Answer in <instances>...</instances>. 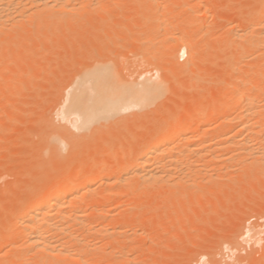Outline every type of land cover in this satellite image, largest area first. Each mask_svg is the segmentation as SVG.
I'll return each mask as SVG.
<instances>
[{
	"label": "rangeland",
	"instance_id": "374dc122",
	"mask_svg": "<svg viewBox=\"0 0 264 264\" xmlns=\"http://www.w3.org/2000/svg\"><path fill=\"white\" fill-rule=\"evenodd\" d=\"M72 1L71 6L75 7L74 9H70L71 6L68 5L63 7L67 8V10L58 8L57 12L59 13L57 14H63L58 16L61 17V19L58 18L61 20L60 24H58L57 22L59 21H57V25L55 23V25H51L52 27L45 26L46 29L44 28L43 30L46 34L45 36H47V33H50V35L48 34V37L51 39L47 40L48 37H45L47 39L44 38L42 42H38L39 46H37L35 42L34 44L28 45L25 50L24 46L19 48L20 46H15L12 41H8L4 44L1 43L0 46V57L3 60L0 59L2 62L0 63V72H7L10 74L11 72H16L15 74L13 73L14 77L16 76L13 83L3 85L4 80L0 77V93H3L2 97H0L1 233L4 229L2 226H4L6 222V213L11 211H13L11 213H16L23 206L20 198L26 196V194L34 187L36 183L35 181H37L38 178H42L41 175H44L47 171L49 175L47 173L46 175L48 176L44 175L42 179H39V182H41L40 184L52 183L59 177L60 179L61 177L63 179V177L72 176L75 168H77L82 160L83 162H88L85 160H91V163H93V161L99 159L94 163H98L101 160L103 164L109 162L111 159L120 162L123 158L122 156L134 152L136 147L145 139V137L150 134L159 133L163 130L166 131L173 124H180L179 121H181L180 125L194 122L193 125L195 128H198L199 133H202L207 129L209 126L207 124L211 123L209 121H212L213 127L221 123L223 118L218 117L215 109L217 108L219 101L220 104H224L228 100L227 97L225 98L219 93V89L222 88L223 85L225 86L224 77L222 76L225 75L224 73H228V70L235 68V66L232 65L231 68L227 64L230 58H232L233 64L237 65L235 64V59L233 57H235L234 55L242 47V43H240L236 37H238L237 34H240L239 31H242L240 25L244 15L243 13L246 12V6L254 0H211L212 5L208 6V8L206 6L205 8L200 4L198 5V2L200 3L201 0H166V2L168 1V7H164L161 3L165 0H153L154 2L151 0ZM92 1L94 3L96 2L95 5ZM78 2L79 5H76ZM82 2H84V4ZM72 3H76V6L74 4L73 6ZM156 3H159V5ZM154 5L156 9H154ZM82 6L84 7L82 8ZM85 6L86 8L88 7L87 10H89V12L87 10L85 12ZM77 8L80 12H76ZM63 16L66 17L63 18ZM86 16L90 18H87ZM67 17L69 19H67ZM74 17H76V19ZM157 18H164L168 26H166L165 23L162 24L163 21L158 20ZM62 19L65 23H63ZM151 19L157 20L152 22ZM84 20L87 24H83ZM192 20L193 23H195L188 29L187 22H191ZM168 21H171L172 24L168 23ZM197 21L199 24H197ZM148 22L149 24H147ZM156 22H161L162 26L159 27L160 32L159 29L156 32L155 29H153V24ZM121 24H138V26H136L134 37L130 40H126L127 30H122L120 28ZM139 26H142L143 28ZM150 26H152V28H150ZM50 28L53 29L49 32ZM147 28H150L151 30H146ZM143 31L147 32L144 33ZM182 31L184 34H188V36L190 35L191 40L193 37L195 38V40L193 39L192 41L194 44H197L198 49L200 47L203 49L204 44L206 45L212 38L210 36L217 34L216 36L218 37H216V40L215 38H212L213 43L210 45V53L204 58V64L202 61H197L194 66L193 62L189 60L186 63V60L188 59L179 56L177 45L180 44L181 41L180 43L179 41L176 42L175 38H180L182 36ZM142 33L145 34V37ZM179 34H181V36ZM226 36H230L228 41H226ZM235 40L239 42L237 43ZM224 44L225 47L223 46ZM226 45L229 48H227ZM36 47H39L38 50L42 49V53H39L40 56L36 52ZM222 48L225 49L223 50ZM174 51H176V53ZM22 52L25 53L24 55H26L27 58L24 59L22 57ZM237 62L238 61H236V63ZM201 63L208 67H211V65L213 67L215 66V70H213L214 73L212 72L213 76L212 74L211 76L206 74L205 76H201L203 75L202 71H199L201 70ZM37 65L40 70L36 75L35 67H37ZM191 66L196 70L193 67L192 70L191 68L189 70V67ZM99 70L104 71L108 82L112 79H116L118 83L128 82L136 84L146 78L160 81L164 79V76L167 77L168 81L166 80L163 85L161 90L162 93L158 97L153 98V100L147 104L124 108L107 119H102L94 123L86 135L78 141V144L74 149V156L68 157L70 155L68 151L62 153L61 158L66 159V164L68 163L65 165L66 169L61 170L62 168H65L63 167L64 165L62 168L58 167L63 161L57 159L52 163L53 165L58 164L57 168H61V171L59 169L57 170V168L55 171V166H53V170L46 169L45 173L38 175L37 172L40 170L39 167L44 163L43 155H47V159L50 158L48 155L50 152L47 154L45 151L44 153V150L48 148L50 137L56 132H59L62 138H67L69 135L68 128L74 129L73 131L77 133V130L73 128V118H63L62 110L64 105L67 104V98L70 96L73 89L77 88L78 84L84 81L83 79L86 77V74L90 73V76L93 77ZM184 70H187L186 73L190 71L192 72L188 75L184 73ZM193 71L196 73H193ZM181 72L184 73V76L181 75ZM27 83L29 84L26 87ZM23 86L24 88H22ZM188 97H190V99H188ZM217 99L219 101H217ZM184 101L186 102L185 104ZM196 101L198 104H196ZM202 101H204V103L199 105ZM200 107L203 108L200 109ZM232 108V110L235 111L237 107L235 108V106H232ZM182 109L185 111L189 110V113L186 115L187 112H184V114L181 115L180 111H182ZM197 109L205 114V121L207 122L203 121V123L200 124V120H196L191 116V110L198 111ZM231 114H233V112ZM212 115H214V117ZM190 116L193 119H190ZM204 122L206 124H204ZM226 126L229 127L230 130L227 129V131L231 135L241 133V129L237 126V122L233 120L230 122L227 121ZM243 133L246 132L242 131V136H244ZM237 136L240 138L239 134L236 135V138ZM208 138L211 141H216L215 138H213V140L211 137ZM208 138L206 140H208ZM209 140L207 142H209ZM222 150L223 152H227V154L224 155L222 151H217L218 153L222 152V155L220 154L221 156L231 154L230 150L228 151L225 148H222ZM100 152H102L105 157L102 156L103 154H100ZM217 152L215 153L216 155H218ZM203 153L205 154V152ZM194 156L196 158L192 157V159H198L199 157L195 154ZM206 156L203 157V160L200 159L202 163L199 164L200 166L203 165L199 167L204 169L201 170L198 168L199 172L202 171V175L203 170H207L206 172L208 174L209 169L211 172H209L208 175H210V173L213 175L214 171L216 173L220 171L219 166L222 165L221 171H225L229 164L234 163H229L228 161L227 163L229 164H226L225 167L223 165L225 157L219 158L221 156L218 155L217 158L219 161L221 159L220 162L223 161V164H220L218 161L220 165L217 166V160L212 158L215 160V162L213 160L211 161V163L213 162L216 166L215 170V168L212 167L213 164L209 162L210 158L207 159L205 158ZM207 157L212 156L208 155ZM104 160L106 162H104ZM244 160L240 162V160L237 159L235 162L238 161L240 164H235H238L239 166L243 165V168L248 167V169H251L249 166H246V164H243L246 163ZM238 165L236 167L234 165V168L237 170H231L232 167L231 169L230 167L228 168L232 173L235 171L238 172L236 177L233 176L234 174L232 175L233 177L231 175L229 176L228 170L225 172L222 171L221 173V175L225 174L222 176H225V178H222L221 176L218 177L217 175L215 176L216 173L213 175L216 181L223 179L221 182L222 184L219 183V186L217 185V182L219 181L215 183L217 186L216 191L221 190L220 192L214 191L215 184H212L215 182L214 180H208L207 175V181H203L206 177L204 176L205 178L203 179L200 178L201 173L196 169V172L195 170L192 171L195 172L196 175L197 172L199 173V175H195L197 179H195V181L198 183L199 180H202L204 184L202 182H200V184L195 183L196 185H191L193 186L192 188L191 186H188L189 184L186 185V187L188 186L187 188L184 185L178 186V189H176L177 186L175 187V192L176 194L179 193V196H182L183 193V191L179 190V187L180 189L184 188L183 190L187 195V199H185L187 203L182 199L178 200L177 203L172 204L163 203L160 199H152L153 203H151L150 200V203H148L150 205H146V210L143 209L144 212L142 211L143 213L141 212L142 214L140 213L137 217L138 220L136 219L134 226L128 227L126 229V232L128 233L125 232L126 235H124L129 239L131 238L130 242L137 246L136 248L139 247V250H135L136 253L134 252V254H136V256L138 255L137 257L139 258L141 256V258L137 262L135 261V263H131L264 264V262H262L264 261V179L262 180L260 177L264 167L260 169V175H257V173L255 174L254 171H259H257L256 168L252 167L254 171H252L253 169L250 170V173H252L250 177H255V182H257L256 188V185H253V181L251 182L247 179L249 178L247 177L249 176L248 174H250L248 173V169H243L242 167V169H240ZM217 167H219V170H217ZM238 169L244 171L243 177L245 176L244 178H246V181L244 178H242V180H244L245 183L247 182L244 185L240 182L241 179L239 178L242 177L240 176L242 172L240 171L239 173ZM42 170L44 169L42 168ZM49 171H54V173ZM227 171L228 173L226 174ZM192 172H188L190 173L188 176H193L192 174L194 173ZM36 175L41 177L37 176V180H35ZM226 176L227 178L232 177L233 180L235 178L236 181L234 182L239 183V186L235 183V187L234 184L231 183L233 184V188H231L230 181L232 182L233 180H230V178V181H228ZM256 176L258 178H256ZM187 178L190 179V181L192 179V177ZM256 179L259 181H256ZM195 181L193 180V182ZM101 184H99L98 187H95L99 189H97V193L100 192L101 189L103 191L104 188H109L107 185L103 186V188ZM245 185L246 187H244ZM189 187L190 189H188ZM227 187H230L231 189L229 190ZM111 188L114 189V187H110V189ZM112 191L114 192L116 189ZM221 192H224V197L227 195L225 198L222 197L224 201L220 199V195H222ZM202 193L204 195H202ZM211 193L215 194L213 195ZM212 195L213 197H211ZM127 197L125 196L124 199H122V203L118 202V205L113 204V202L108 203L106 209L108 210L114 206H118V208H128L127 205H129L134 199L132 200L129 196ZM16 198L18 202L17 200L13 201ZM126 201H129V203ZM135 205L136 203H134L133 206ZM106 209H104V213L107 217ZM90 211H92V209L89 210V214L87 212V214L90 215L89 217L87 216V219L89 218L90 221L98 216H101L102 219L103 217L105 218L104 213L102 212L103 215L100 214L92 219L93 216H91V214H93L94 211ZM108 219L106 220L107 223H104L105 225L115 223L112 221L114 219ZM116 221L118 222V220ZM116 224L118 223H115L114 226H118ZM129 229H132L133 231ZM128 234L129 236H127ZM90 236L93 238V235H89V237ZM95 237L96 236H94L92 241L98 242L102 239L103 242L102 237L98 238L99 240H94ZM91 238L89 239L91 240ZM125 240L126 242L128 241L126 238ZM21 241L20 239L17 240V242H19L16 245L17 247H19L18 245ZM92 241L89 242L93 244ZM108 241L106 242L107 244ZM106 243L102 244L103 246L99 251L103 249L105 250L104 245L107 247V250L111 247L110 250L115 251L112 246L108 245V247ZM132 243H130L131 246ZM127 244H129V241ZM7 247L6 244L5 246L3 244V250H5L8 257L19 253L21 248L19 247L16 249L15 247L11 249V247ZM8 249L10 252L7 251ZM14 250L16 251L13 252ZM107 250L104 252L105 254L109 252V250ZM98 252L96 253L97 255L103 254L102 251V253ZM115 252L117 253V256H115L116 253H114V256H112L114 258L113 260H115V258L117 259L119 256L118 250ZM9 253L14 254L10 255ZM98 256L100 258V255ZM104 256L108 255L103 254V257H101L103 260L105 259V263L100 259L102 263L98 261L99 264H107L112 260L111 257V259L108 258L109 261L107 260L108 262H106L107 258ZM108 264H110V262Z\"/></svg>",
	"mask_w": 264,
	"mask_h": 264
},
{
	"label": "bare ground",
	"instance_id": "6f19581e",
	"mask_svg": "<svg viewBox=\"0 0 264 264\" xmlns=\"http://www.w3.org/2000/svg\"><path fill=\"white\" fill-rule=\"evenodd\" d=\"M71 2L73 1L72 0H0V46L1 43L4 44L8 41H12L15 46L18 47L20 46L19 48H22L24 46L25 47L24 50L28 45L34 44L35 42L37 46H39L38 42L39 41L42 42L45 37H48V34L50 35V33H47V36H45L46 34L43 31L44 28L46 29L45 26H51L53 24L55 25L57 21H59L57 23L60 24L61 17L58 16H60L62 13L60 12L61 13L60 15L57 14L59 13L57 12L58 8H63L66 7L67 5L71 6ZM84 2L82 3L84 4ZM161 3L164 7H168V1L166 2L165 0L164 2L162 1ZM73 4L74 3H72V5ZM199 4L204 7L206 6L208 8V6L212 5V1L201 0L200 3L198 2V5ZM76 5H79V2ZM157 5H159V3ZM83 7L84 6H82V8ZM246 7H247L246 12L243 13L244 15L240 25L242 31L241 32L239 31L240 34L239 35L237 34L238 37H236V39L238 38L240 43H242V47L240 46L241 48L234 55L235 57H233L235 59V64L237 65L233 64L232 58L228 60L227 64L231 68L232 65L235 66V68L228 70V73L227 72L224 73L225 75L222 77H224L225 86L223 85V87L219 89L220 90L219 93L225 98L227 97L228 99L227 102L224 104L223 103L220 104V101L217 99V101H219V104L215 109V111L218 117L223 118V121L221 123L213 127L212 121H209L211 122L210 123L211 125L207 124L209 126L202 133H199L198 128L194 127L193 125L194 122L193 123L189 122L188 124L185 125H180L181 121H179L180 124L172 123L173 125L168 130L166 131L163 130L159 133L150 134L149 136L145 137V139L142 140L139 143V145L136 147L134 152L132 153L130 152V154L127 153V155H123L122 156L123 158L121 159L120 162H116L113 159H111L109 162L103 164L101 160L98 163H94L95 161L99 160L98 158H97L98 160L93 161V163H91V160L90 161L85 160L88 162H83L82 160L80 161L81 163L78 164L77 168H75L72 176L63 177V179L62 177L61 179L60 177L59 178L57 177L58 179H56L52 183L42 182L43 184H40L41 182H39V179H42L43 176L48 173V171L46 172V169L51 170L52 167L55 166L54 170L56 171L58 164L53 165L52 163L53 161L57 159L62 160L63 162H61L62 163L60 164L61 166L59 165L58 167L62 168V166L64 165L63 167L65 168L62 169L60 168V169L61 170L66 169L65 165H67L68 163L66 164L67 162L66 159L61 158L62 153L68 151V153L70 154L68 157L74 156L75 153L74 149L78 144V141L81 140V138L86 135V133L90 130V128L94 125V123L102 119H107L108 117L120 112L124 108L147 104L148 102L153 100V98L158 97L162 93L161 90L167 80V77L164 76L163 77L164 79L160 81L151 78H146L141 82H137L136 84H131L128 82L118 83L116 79H112L110 83L106 80V76L103 70H99L96 74H94L93 77L90 76V73L86 74V77L83 79L84 81L82 83H79L77 88L73 89V91L70 93V96L67 98V102H66L67 104L64 105V108L62 110L63 118L65 119L73 118L72 119L73 128L77 130V133L73 131L74 129L68 128L69 135L67 138L64 137L62 138L59 132H56L54 135L50 137V140L48 141L49 143L48 148L44 150V153L45 151L47 152V154L48 152H50V154H48L50 158L47 159V155L46 156H44L45 154L43 155L44 163L39 167L40 168V170H38L39 172H37L38 175L41 173L42 174L45 172L46 173L44 175H41L42 178H38V180H37L38 175H36L35 180H37L38 183L37 181H35L36 183L34 187L28 193L26 192L27 194L25 193L26 196L20 198L21 199L20 201L23 203V206L16 213H11L13 211L6 213V220H5L6 222L4 226H2V228L4 229L2 233L0 232L1 233L0 264H96V263L99 264L98 261H100V259L101 261L103 260V258H101L103 257V254L108 255V256H104L105 258H107L106 262H108L109 259H111V257L114 256V253H116L115 251L117 250L119 252L118 258L117 259L115 258V260L117 261L113 260L114 258L112 257L111 261L112 262L115 261V262L112 263L111 261H109L110 264H129L131 262L135 263V261L137 262L141 258V256L139 258L137 257L138 255L136 256V254H134L135 250L136 251L139 250V247L136 248L137 246H135L132 242H130L131 238L129 239L126 236H124L126 235V233H128L126 232L127 231L126 229L130 226H134L137 217L140 215L143 209H145L146 205L150 203V200L151 203H153L152 199H158V200L160 199L162 200L163 203L166 204L177 203V201L181 199L184 200V202H186L185 199H187V195L183 190L184 188L180 189L179 187V190L183 191L182 196L181 195L179 196L178 195L179 193L176 194L175 192L176 191L175 187L177 186L176 189H178V186L184 185L186 187V185L188 184H189L188 186H191L192 184L195 183L200 184V182L204 184L203 181L205 180L207 181L206 176L211 171H209L208 169V174H207L206 172L207 170L206 171L203 170V175L201 173L202 171L199 172V169H201L200 167L203 166V165L201 166L199 165L202 163L200 159L203 160L204 156L211 155L212 157H207V156L205 157L207 159L210 158L209 161L210 163L213 160L212 158H215V160H217L216 165L218 163L217 166L224 163L223 165L225 167L226 164H229L231 162H234L233 164L236 167L240 163H238V161L235 162V160L238 159L241 162L242 160L245 159L244 161L246 163L243 164H246V166H249L251 168L248 169V167H245L248 169V173H250V170H252L253 168H256L257 171L259 170L258 172L254 171V169L252 171H254L255 174L257 173V175H260L261 173L260 169L264 167V0H254L250 2V4H248ZM71 8L74 9L75 7L71 6L70 9ZM87 8L85 9V12ZM63 9L67 10V8H63ZM154 9H156L155 5H154ZM78 11L79 10L77 8L76 12ZM87 11L89 12V10ZM65 17L63 16V18ZM86 17L90 18L88 16ZM74 18L76 19V17ZM67 19L69 18L67 17ZM163 19L164 18L161 19L159 18L158 20H162L163 21L162 24L165 23V25L168 26L167 23L165 22V19L164 20ZM156 20L153 19L152 22ZM84 21L83 24L86 23V21L85 22ZM149 22L147 24H149ZM191 22L190 21L187 22L188 29L192 27V25L195 23V22L193 23V20ZM63 23H65L64 20ZM168 23H171V21L170 22L168 21ZM197 24H199V22ZM136 26H138V24L120 25V28L122 30H127L126 40H130L132 37H134V34L136 32ZM161 26H162L161 22H156L153 24L154 27L153 29H155V32L158 31L159 29L160 32L159 27ZM139 27L143 28L142 26ZM150 28H152V26H150ZM150 28H147L146 30ZM51 29L53 28H50L49 32ZM201 29H202V25H201ZM183 31L181 33L182 36L181 34H179L181 36V37L179 36L180 38H175L176 42L179 41L180 43L181 41V43L177 45V52L179 56L187 58L188 60H186V63L187 61L190 60L191 62H193L194 66L197 63V61L198 62L202 61V63L204 64L205 61L204 58L210 53L209 52V49H211L210 45L211 43H213L212 38H215L216 40L217 39L216 37H218L216 36L217 34L213 33L214 35L210 36L212 38L209 40V42H207L206 45L204 44L203 49H201L202 47H200L199 50L197 48V44H194L192 41L193 39L195 40V38L193 37V39L191 40L190 35L188 36V34H184ZM5 35H7L8 37ZM143 35L145 37V34ZM229 37L230 36L227 37L226 41L229 40L228 39ZM49 39L51 38L48 37L47 40ZM235 41L237 42V40ZM225 44L223 45L224 47ZM38 49L39 47H36L37 50L36 52L39 55L42 49L41 50ZM222 49L224 50L225 48ZM174 52L176 53V51ZM21 54L23 55L21 56L24 59L27 58V56L24 55L25 54L24 52H22ZM0 59L2 60L1 57ZM1 60L0 63H2ZM236 61L238 62L236 63ZM202 63H201V70L198 69L200 72L202 71L203 75L201 74L200 75L205 76L206 74L211 76L213 70H215L214 69L215 66L213 67L211 65V67H208L207 65H205L207 66L205 67L204 65H202ZM192 67L193 66L189 67V70L190 68L192 70ZM39 70L40 68L37 65V67H35L36 75L37 72H39ZM186 71L184 73H186ZM191 72L192 71L187 72L186 74L190 75ZM194 72L195 71H193V73ZM13 73L11 72L10 74L7 72H0V77L4 80L3 85L8 83H13L14 78L16 77V76L14 77ZM184 73H182L181 75H183ZM28 84L29 83L26 84V87L28 86ZM22 88H24V86ZM2 94L3 93H0V97H2ZM188 99H190V97H188ZM185 101L184 104L186 103ZM203 103L204 101L199 103V105ZM196 104H198L197 101ZM232 106H235V108L237 107L235 111L232 110L233 109ZM201 108L203 107H200V109ZM193 110H191L192 112L191 116H193L196 120H200V124L203 123V121H205V114L200 112V110L198 109H197L198 111L196 110L193 111ZM188 111L189 110L185 111L182 109L180 113L182 115L184 114V112H187L186 113L187 115L189 113ZM231 111L233 112V114H231L232 113ZM191 116L190 119H193L191 118ZM212 116L214 117V115ZM232 120L237 122V126L239 127V129H241L240 130L241 133H238L239 136L242 134V131L246 132L243 133L244 136L241 135L242 137L240 136L239 138L237 136L236 138V135L238 134L234 135L232 133L233 135H231L228 133L227 129H229V127L226 126V123L227 121L230 122ZM205 122L204 124H206ZM208 137H211L212 140L213 138H215L216 141L215 140L211 141L209 140ZM207 138L209 142H207L208 141L206 140ZM222 148H225L228 151L230 150L231 154L224 156L225 154H227V152H223ZM217 151H222L224 155L221 156L222 152L218 153ZM203 152H205V154ZM216 152L219 156H221L219 158L225 157L223 160L224 162L222 161L223 163L220 162L221 159L219 161V159L217 158L218 155L215 154ZM101 153L102 152H100V154ZM194 154L197 157L199 156L198 159H194L196 158ZM102 156H104V154ZM192 157L194 158L192 159ZM105 160L104 162H106ZM215 160L213 161L215 162ZM218 161L220 162V164ZM228 161L229 163H227ZM235 163L238 164L236 165ZM211 164H213V162ZM233 164H229L228 168L230 167L231 169L232 167L231 170H234L235 168ZM213 165L212 167H214L216 170V166ZM219 167H220V171H219L220 173L219 172L216 173L213 169L212 170L214 171V174L216 173L215 176L217 175L218 177L219 176L222 177L225 174L221 175L223 171V170L221 171L222 165ZM219 167H217V170H219L218 169ZM239 167L240 169H242L243 165L242 166L240 165ZM42 168L45 171L42 170ZM228 168L225 169L228 170ZM58 169L59 168H57V170ZM196 169L199 173H201L200 178L203 179L206 177L203 181L199 180L198 183L197 181H195ZM194 170L195 172H192ZM228 171H229L228 174L229 176L230 175L232 176L234 174L233 176L236 177L238 174L237 171L233 173L230 170ZM228 171L226 172V174L228 173ZM238 171L239 173L240 171L242 172V174L240 175L242 177L239 178L241 179L240 182H242L243 185L246 184L247 183V182L245 183L246 178H244L245 176L243 177L244 171L239 169ZM263 171L264 169L262 170V175H260L262 180L264 179ZM49 172L54 173V171H49ZM188 172L194 173V174L191 173L193 176H188V174H190ZM198 172L197 175H199ZM251 174L252 173L248 174L249 176L247 177L249 178L247 179L250 180L251 182L253 181L254 183L253 185H256L257 182H255L254 179L255 177L253 176H252L253 178L250 177ZM210 175H208V180L210 181L214 180L215 182L212 184H215L217 181H219L217 182L218 186L219 183L222 184L221 183L223 180L222 178H225L224 176L221 178L222 180L216 181L214 179L215 177L211 173ZM227 176L226 179L228 181L233 180L232 178L233 176L228 178ZM187 177L189 178L192 177L191 179L192 183L190 179H188ZM242 178H244L245 181L242 180ZM256 178L258 177L256 176ZM193 180L195 182H193ZM234 181H236L235 178L232 182L230 181V184L233 183L235 186L236 182ZM256 181L259 180L256 179ZM98 183L99 184L102 183L101 184L102 187L107 185L109 186V188L106 187L108 189H105L103 187L104 188L103 191L101 189L100 192L97 193L99 189L95 187L99 186ZM233 184H231L230 186L231 188H233ZM236 184H238L239 186V183ZM110 187H114L116 191L113 192L112 190L114 189L111 188L112 189L111 190ZM192 187L193 186H191V188ZM214 187H215L214 191H216L217 190L216 184ZM230 187L227 188L230 190L231 189ZM244 187H246V185ZM188 189H190V187ZM220 191H216V192H220ZM223 193L222 195H220L221 198L219 197L222 201H224L222 197L225 198L227 196L225 195L224 197ZM202 195L204 194L202 193ZM213 195L211 197H213ZM125 196L126 197L129 196L130 199L132 198V200L134 199L129 204L130 206L127 205L128 208H122V207L118 208V206H114L113 208H109L108 210L106 209L107 207L106 205L108 203L113 202V204L115 205H118L117 204L118 202L122 203L121 201L122 199H124ZM17 198L14 199L13 201L17 200ZM127 203H129V201ZM134 203H136L135 206H133ZM90 209L94 211V213L91 214V216H93L92 219L102 214V212L104 213L105 211L104 209L107 210L106 211L107 217L105 216L104 213L105 218L103 217L102 219L101 216L100 217L98 216L97 218L90 221L89 218L87 219V216L88 217L90 216L88 215ZM106 218L107 219L109 218L108 220L114 219L112 221L118 223L116 224L118 226H114L115 224L114 222H113L114 224H110L113 225L114 227L107 224L110 226L111 228L110 229L109 226L104 224L107 223ZM116 220H118V222ZM89 235H93V238L94 236H96L94 240L102 237L104 243H106L109 240L108 244L106 243V245L112 246V248H114L115 251L110 250L111 247L108 246L110 248L108 249L109 252L108 253L106 252L107 254H105L104 252L107 250V247L104 245L105 250L103 249L104 248L103 247L102 248L103 250H101L103 254H98L100 255L99 258V256L96 253L101 249V247L103 246L102 244L104 243L102 242V239L101 240L98 239L101 242L92 241L93 238H91V236L89 237ZM127 236H129V234ZM89 238H91V240ZM125 238L129 241V244H127L128 241L126 242ZM18 239H20V241L22 239L23 241L20 242V244L22 243L21 246L20 244L18 245L19 247H21L19 253H17L16 255L13 253L14 256L8 257L7 253H5V250H3V244L4 246L6 244V246L11 247V249L15 247L16 249H18L19 247L16 246L19 243L17 242ZM89 241H92L93 244ZM130 243H132V246ZM7 251L10 252L9 249ZM15 251L16 250H14L13 252ZM110 251L112 254L110 253ZM115 256H117V253L115 254ZM103 261L105 263V259Z\"/></svg>",
	"mask_w": 264,
	"mask_h": 264
}]
</instances>
